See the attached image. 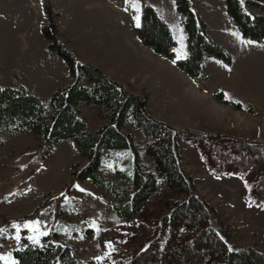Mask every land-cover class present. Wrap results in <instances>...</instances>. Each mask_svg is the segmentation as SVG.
Masks as SVG:
<instances>
[{
	"label": "rangeland",
	"instance_id": "obj_1",
	"mask_svg": "<svg viewBox=\"0 0 264 264\" xmlns=\"http://www.w3.org/2000/svg\"><path fill=\"white\" fill-rule=\"evenodd\" d=\"M49 1L57 37L78 59L146 96L154 117L207 135L181 132L177 137L193 190L215 208L236 244L264 251V152L258 148L238 158L216 146L218 135L264 141V41L241 34L224 0H193L209 37L230 55L229 61L206 55L202 73L194 78L135 33L149 4L172 33L175 58L186 57V33L175 0ZM47 21L44 0H0V85L23 84L44 102L72 80L66 61L48 47L42 29ZM82 83L91 85L85 77ZM217 90L231 102L215 97ZM76 108L90 131L108 121L105 107L80 102ZM122 129L138 137L141 159L153 170L144 150L149 137L130 118ZM0 138V264H14V249L42 243L53 230L84 264L129 259L148 244L171 201L181 197L162 187L145 201L142 213L125 220L109 206L110 192L89 179L72 178L87 160L72 140L49 145L29 128L5 129ZM101 157L100 170L111 179L116 169L132 168L129 147L104 148Z\"/></svg>",
	"mask_w": 264,
	"mask_h": 264
},
{
	"label": "trees",
	"instance_id": "obj_2",
	"mask_svg": "<svg viewBox=\"0 0 264 264\" xmlns=\"http://www.w3.org/2000/svg\"><path fill=\"white\" fill-rule=\"evenodd\" d=\"M227 12L243 36L264 41V0H224ZM180 21L186 33L187 56L175 58V40L167 23L155 9L145 4L135 33L140 41L159 55L174 61L175 66L196 78L202 73L204 57L212 55L230 60L226 49L207 33V23L195 8L193 0H175ZM48 21L42 27L48 47L63 57L72 77L70 83L56 89L44 102L25 85H0V133L5 129L29 128L49 145L70 139L87 160L72 178L89 179L110 192L109 206L125 220L143 212L145 201L160 188L181 194L162 212L148 244L129 259L117 258L109 264H264V251L240 246L232 239L231 230L215 215V208L193 190L192 177L181 162L177 137L190 132L197 138L207 136L194 129L176 128L150 114L147 99L130 91L98 65L77 58L55 31V13L49 0H44ZM85 77L91 85L82 83ZM231 102L221 90L214 93ZM87 102L107 108L108 121L94 131L87 129L76 105ZM235 106L238 103L234 104ZM130 118L149 140L145 152L152 158L154 169H146L139 154L138 137L122 129ZM221 151L229 149L246 158L249 151L260 148L264 141L218 135ZM1 144V138H0ZM131 148V170L116 169L117 177L109 178L100 170L104 148ZM246 155L245 157L243 155ZM14 264H84L72 247L53 230L42 243L27 242L12 251Z\"/></svg>",
	"mask_w": 264,
	"mask_h": 264
},
{
	"label": "snow or ice",
	"instance_id": "obj_3",
	"mask_svg": "<svg viewBox=\"0 0 264 264\" xmlns=\"http://www.w3.org/2000/svg\"><path fill=\"white\" fill-rule=\"evenodd\" d=\"M137 19H139V18L137 17Z\"/></svg>",
	"mask_w": 264,
	"mask_h": 264
}]
</instances>
